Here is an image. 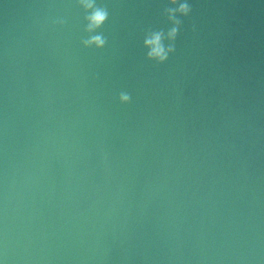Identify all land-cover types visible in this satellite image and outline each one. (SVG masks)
<instances>
[{
    "label": "water",
    "instance_id": "95a60500",
    "mask_svg": "<svg viewBox=\"0 0 264 264\" xmlns=\"http://www.w3.org/2000/svg\"><path fill=\"white\" fill-rule=\"evenodd\" d=\"M90 2L0 0V264H264V0Z\"/></svg>",
    "mask_w": 264,
    "mask_h": 264
},
{
    "label": "clouds",
    "instance_id": "9594fccd",
    "mask_svg": "<svg viewBox=\"0 0 264 264\" xmlns=\"http://www.w3.org/2000/svg\"><path fill=\"white\" fill-rule=\"evenodd\" d=\"M82 2V6L84 8H91L92 7V3L90 2V0H81ZM173 2H175V0H173ZM188 5L186 3H180L178 8L175 9L174 11L179 12L181 14H186L188 12ZM168 16L169 19H172L173 16V10H168ZM105 17V13L102 9H95L92 13V15L88 18L90 20V25L89 27H95L96 25H98ZM173 23H178L177 21H173ZM175 27H173L171 29V31L169 32V36H173L175 34ZM87 43H95L97 46H99L100 44H102V41L99 39V37L94 38V40L92 41H88ZM146 44L150 46V51L148 53V55L150 57L153 58H157L159 60H163L164 59V51L163 49L159 46V34H154L152 36V38L148 41H146ZM120 99L122 101H126L128 99L127 96L122 95L120 97Z\"/></svg>",
    "mask_w": 264,
    "mask_h": 264
}]
</instances>
